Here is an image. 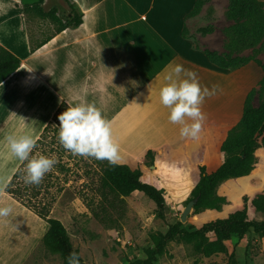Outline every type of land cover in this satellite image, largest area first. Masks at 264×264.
Masks as SVG:
<instances>
[{
  "label": "crops",
  "instance_id": "crops-1",
  "mask_svg": "<svg viewBox=\"0 0 264 264\" xmlns=\"http://www.w3.org/2000/svg\"><path fill=\"white\" fill-rule=\"evenodd\" d=\"M39 0H0V45L21 65L0 84V183L8 184L21 163L11 156L4 137L40 138L62 103H94L111 121L120 161L134 169L154 149L155 162L168 147L192 156L211 142L209 128L232 127L243 114L249 92L262 79L250 64L220 69L183 32L198 0H68L82 24L54 32L38 44L23 7ZM66 0H44L43 10L70 16ZM38 19H42L39 18ZM42 46L31 51V46ZM177 64L197 73L200 85L219 86L202 105L205 120L199 139L182 138L161 105L165 76ZM0 206L13 212L0 218V264H26L42 245L49 225L9 194Z\"/></svg>",
  "mask_w": 264,
  "mask_h": 264
},
{
  "label": "rangeland",
  "instance_id": "rangeland-1",
  "mask_svg": "<svg viewBox=\"0 0 264 264\" xmlns=\"http://www.w3.org/2000/svg\"><path fill=\"white\" fill-rule=\"evenodd\" d=\"M228 11L229 0H203L198 13L188 17L184 37L198 49L223 53L229 41L224 29L234 24L228 18ZM31 16L34 17H31L29 30L34 44L56 32L58 25L50 19L39 20L35 15ZM253 54L264 63V43L258 45L255 52L247 50L241 53L245 57ZM249 68L254 74L259 70L254 62L250 63ZM260 72L263 76L261 70ZM259 82L256 89L260 88ZM256 97L254 106L258 107L264 100V86L261 90L263 99ZM229 128H209L212 141L219 142ZM52 138L57 139L58 135L54 137L51 133L47 142ZM54 145L55 147L60 145L59 141L57 140ZM51 148L41 147L38 152L42 154L43 149L49 151ZM69 154L70 152L66 151L62 157L57 152L46 155L55 157L57 163L68 162L71 167L68 172L58 170L55 173L56 185L64 188L57 196L51 216L62 221L74 247L79 249L87 264H129L145 258V250L153 246L155 237L158 234H165L169 225L181 222L188 198L200 178L199 163L195 154L178 155L167 149L153 166L147 165L146 161L138 164L144 171L143 180L153 182L163 191L166 200L164 215L141 193L116 197L111 206L105 204L103 209L97 195L101 176L98 160L72 155L69 161ZM200 164L205 165L208 172L215 171L221 164V157L212 146V142L205 148L204 160ZM51 192L55 193L56 189L53 188ZM262 192H264L263 147L257 151L255 167L248 176L224 183L218 188V194L226 200L221 211H205L200 215H193L192 210L183 224L191 227L198 223L224 218L235 207L241 205L245 197L252 199ZM250 217L260 222L264 220V213L250 211ZM26 264L63 262L58 255L51 254L41 245ZM157 264H264V236L250 232L244 237H232L226 242L225 253L210 257L197 253L192 245L176 240L168 244L166 253L159 258Z\"/></svg>",
  "mask_w": 264,
  "mask_h": 264
},
{
  "label": "trees",
  "instance_id": "trees-1",
  "mask_svg": "<svg viewBox=\"0 0 264 264\" xmlns=\"http://www.w3.org/2000/svg\"><path fill=\"white\" fill-rule=\"evenodd\" d=\"M68 2V0H66ZM203 0H198L189 16L198 13L199 6ZM69 3V2H68ZM44 0H39L32 5L23 7L26 15L33 14L42 19H50L58 25L57 32L68 28L79 27L83 20L80 14L72 5L70 16L64 20L57 15V10L48 12L43 10ZM188 16V17H189ZM228 18L234 22L229 28L224 29V34L229 39L226 43V51L218 53L204 50L209 61L220 69L236 70L254 62L263 73V79L259 82V89H252L246 97L243 114L240 121L227 129L219 142L212 141V146L221 157V164L213 172H208L205 165L200 163L204 160L205 147L198 149L195 153L199 163L198 169L200 178L193 188L188 202H194L193 215H200L205 211H221L226 204L224 197L218 194V188L227 182L248 176L254 169L257 151L264 148V100L258 107L254 106V100L261 97V90L264 86V63L256 56H242L241 53L255 49L264 43V1L263 0H229ZM185 30L183 35H185ZM47 40L38 46H31V51L42 46ZM21 65V60L6 48L0 45V84L11 76ZM67 103H62L55 113L53 119L44 128L40 138L37 140V147L32 155H35L41 147L51 146L47 151L43 149L42 154L57 152L60 157L66 150L58 145L57 139L52 138L47 142L49 135L57 137L59 133L58 116L66 111ZM56 126V127H54ZM217 137V135H216ZM59 141V140H58ZM168 147H164V151ZM154 149H147L145 161L147 165L155 163ZM72 159V154L68 160ZM101 176L97 195L103 209L105 204L111 206L116 197H127L132 193H141L152 201L164 215L165 196L153 182L143 180L144 171L140 165L131 168L128 165H110L107 161H98ZM24 165H20L11 180L7 184L6 193L9 194L22 206L32 211L40 219L49 225V230L42 238L44 246L51 254L58 255L63 264H67L70 253L75 252L79 256L80 264H87L79 249L75 248L69 233L61 220L51 216L53 205L57 196L63 191V186L56 185V171H70L68 162H59L53 171L46 174L39 185H26L22 179ZM55 188L56 192L51 190ZM112 197V198H110ZM250 211L264 213V192L256 194L252 199L245 197L243 203L235 207L226 217L217 218L209 222L198 223L186 227L182 222L169 225L165 234H158L154 239L153 246L145 250V258L137 259L129 264H157L163 256L170 242L179 240L193 246L197 253L205 257L226 252V242L232 237H244L250 232L264 236V220L255 221L250 217ZM96 215V213H94Z\"/></svg>",
  "mask_w": 264,
  "mask_h": 264
},
{
  "label": "clouds",
  "instance_id": "clouds-1",
  "mask_svg": "<svg viewBox=\"0 0 264 264\" xmlns=\"http://www.w3.org/2000/svg\"><path fill=\"white\" fill-rule=\"evenodd\" d=\"M166 84L159 91L162 106L169 110L170 123L180 125L182 138L199 139L205 115L202 105L206 98L219 91L218 85L208 87L200 85L197 73L177 64L165 76ZM60 145L73 156L107 161L117 165L120 161L119 144L112 134L111 121L94 103H78L68 106L58 116ZM4 142L12 157L22 165V179L26 185H39L46 174L53 171L57 160L37 152V138L30 135H6ZM7 187L0 183V193ZM13 212L11 206H0V218H6ZM67 264H80L77 253L72 252Z\"/></svg>",
  "mask_w": 264,
  "mask_h": 264
},
{
  "label": "water",
  "instance_id": "water-1",
  "mask_svg": "<svg viewBox=\"0 0 264 264\" xmlns=\"http://www.w3.org/2000/svg\"><path fill=\"white\" fill-rule=\"evenodd\" d=\"M193 206H194V202H189L188 205L186 206L185 210L183 211L182 218H181L182 223H185L187 221L188 216L192 213Z\"/></svg>",
  "mask_w": 264,
  "mask_h": 264
}]
</instances>
